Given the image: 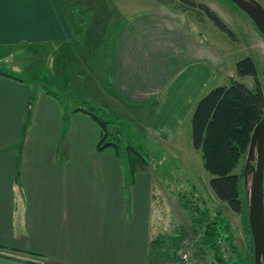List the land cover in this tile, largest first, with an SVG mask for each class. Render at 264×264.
Listing matches in <instances>:
<instances>
[{
  "label": "crops",
  "instance_id": "crops-1",
  "mask_svg": "<svg viewBox=\"0 0 264 264\" xmlns=\"http://www.w3.org/2000/svg\"><path fill=\"white\" fill-rule=\"evenodd\" d=\"M116 9L112 38L97 29L79 52L62 0H0V47L53 44L58 76L84 100L161 148L192 149L178 135L225 67L217 38L227 36L174 3ZM87 104L67 108L0 72V246L22 254L1 252L0 264H151L153 175L133 167L128 182L118 148H98L102 127Z\"/></svg>",
  "mask_w": 264,
  "mask_h": 264
},
{
  "label": "rangeland",
  "instance_id": "rangeland-1",
  "mask_svg": "<svg viewBox=\"0 0 264 264\" xmlns=\"http://www.w3.org/2000/svg\"><path fill=\"white\" fill-rule=\"evenodd\" d=\"M136 1L141 3V0H97L96 4L99 6L100 12L105 11L106 15L109 14L108 18H105L104 26L99 18L96 22L97 13L94 14L91 11L79 15L77 21L74 20V25L69 20V25L78 42L76 49H79V52L83 51L96 36L97 29H99L100 38H112L113 33L117 32L119 27L116 17L110 21L111 16L117 11V6ZM148 1L145 0V2ZM197 1L212 7L224 21L229 23L236 34V39L232 38L229 33L210 19L227 38L221 40L217 38L219 48H224L225 67L220 70L217 79L211 82L212 84L205 94L218 85L229 84L231 77L244 82L255 90L257 85L252 76H240L237 73V62L246 56L255 59L259 71L258 77L264 91L263 33L256 28L252 19L230 0ZM260 1L264 5V0ZM84 2L86 0H70L69 5L75 10L77 3L86 7ZM83 5L82 7H84ZM78 7L79 5L76 8L78 9ZM76 23H79L83 28L81 35L77 34ZM106 26L107 28H104ZM53 48V44H28L26 42L6 49L0 47V68L4 72L12 74V77L26 80L32 87L37 85L54 93L64 105L68 106L67 108L80 107V105L88 103L86 108L107 120L110 132H117L118 136L115 135L114 140L118 142V145L115 147L120 152L121 163L128 182L132 181L133 175L137 171L134 172L133 167L139 170L144 166L143 168L153 175L151 186L155 199L151 206L153 221L150 231L153 235L151 246L154 253L151 264H182L183 256L186 254L194 264H218L212 251H206L207 255L201 250L199 252V248H203L205 230L204 222L202 225L200 220L206 217L207 210L213 218L218 214L223 215V219L229 224L231 231L227 234L233 236L236 248L245 255L247 236L242 217L232 211L228 204L219 200L211 190L209 181L212 176L204 166L202 152L196 150L192 145L191 121H186V124L183 125L178 139L186 147L189 144L192 149L159 147L157 142L143 131L129 127L127 122L129 118H118L112 112L108 110L107 112L102 107L84 100L75 88V80L65 85L64 77L58 76L59 60L56 59L55 65L54 58H52ZM11 51L13 53L9 55ZM72 67L77 71L81 70L77 63H74ZM79 76L81 77V74ZM246 157L247 154L242 158L238 171L245 166ZM128 185L129 183L126 188ZM185 203L190 205L185 207ZM190 206L193 209H190ZM218 243L226 259L232 260L231 264H237L234 262L237 256L235 257L233 254L232 245L225 236L221 237ZM1 248L2 246H0V253H11L15 257L22 256L18 253L19 251L7 252Z\"/></svg>",
  "mask_w": 264,
  "mask_h": 264
},
{
  "label": "trees",
  "instance_id": "trees-1",
  "mask_svg": "<svg viewBox=\"0 0 264 264\" xmlns=\"http://www.w3.org/2000/svg\"><path fill=\"white\" fill-rule=\"evenodd\" d=\"M161 1L174 3L183 10L195 11L199 18L207 16L218 27L236 39V34L228 23L208 4L197 0ZM62 2L73 25L75 24L74 20L77 21L79 15L83 13H89V11L94 14L106 13L105 11L100 12L99 6L96 4L97 0H86L84 2L86 7L81 3H77L79 7L77 9L76 5L75 10L69 5L70 0H62ZM75 26L77 34L81 35L82 26L79 23H76ZM236 68L238 75L252 76L254 78L257 85L256 89L253 90L234 77H231L229 84L212 88L201 97L194 109L191 118V136L194 148L202 152L204 166L212 176L209 181L211 190L219 200L228 204L232 211L242 217L247 236V251L243 255L236 248L233 243V236L227 234L231 231L229 224L223 219V215L218 214L217 217L213 218L207 210L206 217L200 220L202 225L204 222L205 230L203 248H199V252L201 250L207 255L206 251H212L218 264L233 263L232 260H227L224 256L225 254L220 250L218 240L225 236L232 245L233 254H235V257L237 256L235 263L255 264L244 178L246 164L240 171H238V168L242 158L247 154L254 127L263 117L264 91L258 77V67L253 57L246 56L241 58L237 62ZM0 72L12 75L4 71ZM86 109L89 110V108ZM93 114L97 117L102 127V136L99 140L98 148L103 149L107 146L118 145V142L114 140L117 132H110L107 127V120H104L100 115ZM185 205L187 207L190 204L185 203ZM190 209L193 208L190 206Z\"/></svg>",
  "mask_w": 264,
  "mask_h": 264
},
{
  "label": "water",
  "instance_id": "water-1",
  "mask_svg": "<svg viewBox=\"0 0 264 264\" xmlns=\"http://www.w3.org/2000/svg\"><path fill=\"white\" fill-rule=\"evenodd\" d=\"M264 35V5L260 0H230ZM245 185L255 264H264V114L254 127L247 150Z\"/></svg>",
  "mask_w": 264,
  "mask_h": 264
},
{
  "label": "built area",
  "instance_id": "built-area-1",
  "mask_svg": "<svg viewBox=\"0 0 264 264\" xmlns=\"http://www.w3.org/2000/svg\"><path fill=\"white\" fill-rule=\"evenodd\" d=\"M184 261L182 262V264H194L190 259L189 256L186 254L183 256Z\"/></svg>",
  "mask_w": 264,
  "mask_h": 264
}]
</instances>
